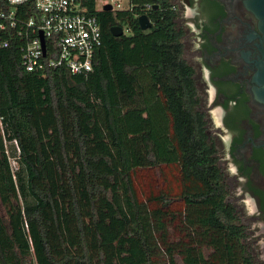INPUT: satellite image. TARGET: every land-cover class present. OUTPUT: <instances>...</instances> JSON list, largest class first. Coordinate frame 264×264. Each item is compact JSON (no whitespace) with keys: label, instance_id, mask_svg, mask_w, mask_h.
<instances>
[{"label":"trees","instance_id":"1","mask_svg":"<svg viewBox=\"0 0 264 264\" xmlns=\"http://www.w3.org/2000/svg\"><path fill=\"white\" fill-rule=\"evenodd\" d=\"M78 1L102 31L91 71H27L16 35L0 50V264L30 256L34 264H253L196 109L171 0H129L116 11ZM17 14L37 16L32 0ZM141 14L152 23L146 30ZM115 25L127 32L113 35ZM158 100L190 182L184 216L164 193L149 207L133 182L136 169L163 162L148 115Z\"/></svg>","mask_w":264,"mask_h":264},{"label":"flooded vegetation","instance_id":"2","mask_svg":"<svg viewBox=\"0 0 264 264\" xmlns=\"http://www.w3.org/2000/svg\"><path fill=\"white\" fill-rule=\"evenodd\" d=\"M250 1L171 0L225 201L253 264H264V24ZM240 203L255 226L239 214Z\"/></svg>","mask_w":264,"mask_h":264},{"label":"built area","instance_id":"3","mask_svg":"<svg viewBox=\"0 0 264 264\" xmlns=\"http://www.w3.org/2000/svg\"><path fill=\"white\" fill-rule=\"evenodd\" d=\"M28 1L8 0L9 8L0 9V50L9 46L10 36L16 35L24 40L21 61L27 71H91L95 51L103 44L96 16L89 14L78 0H32L37 16H19L18 6ZM99 4L97 10L111 4V10L116 11L128 8L129 0L125 8L122 0H99Z\"/></svg>","mask_w":264,"mask_h":264},{"label":"rangeland","instance_id":"4","mask_svg":"<svg viewBox=\"0 0 264 264\" xmlns=\"http://www.w3.org/2000/svg\"><path fill=\"white\" fill-rule=\"evenodd\" d=\"M122 3V7L125 8L128 6V0H122ZM126 32L127 30L124 28V33ZM148 113L151 120L152 132L159 146L163 162L159 167L150 169H136L133 172V182L135 189L139 198L146 202L151 208H156L158 206V203L154 200V197L159 196L162 193L168 195V198L173 199V203L170 205L171 210L174 212H182V215L184 216L186 212L185 204L183 203L180 194H182L186 187L190 186V182L185 181L179 168L178 151L175 143L172 140L171 117L168 114L162 100H158L156 103L149 106ZM208 125L210 129H214L211 123ZM8 147L10 149L9 145ZM9 151L11 152V150ZM10 160L13 168L16 169V159L11 155ZM0 209L2 214L6 213L2 206H0ZM238 212L242 217H246L248 222L251 221L252 227L255 226L256 222L250 218L246 211L245 205L240 203L238 206ZM258 224L261 226L259 222ZM195 230L196 227L185 228L183 225V235L186 236V239H191V236L188 235V233L191 232H193L192 236L195 237ZM202 250L206 258L210 257L209 254L212 252L210 248H208L206 245H203ZM256 258L258 263L259 261L261 262V255L257 254ZM32 259L33 256H30V260L27 264H34Z\"/></svg>","mask_w":264,"mask_h":264},{"label":"water","instance_id":"5","mask_svg":"<svg viewBox=\"0 0 264 264\" xmlns=\"http://www.w3.org/2000/svg\"><path fill=\"white\" fill-rule=\"evenodd\" d=\"M249 7L262 20V24H264V0H251L249 3ZM111 9H112L111 4H106L104 6V10H111ZM138 21L143 30L150 28L152 25L151 20L147 14H141L138 17ZM111 32L115 36H120L124 33V27L121 25H115L111 27ZM41 38H42L43 49L45 54V40L42 34H41Z\"/></svg>","mask_w":264,"mask_h":264},{"label":"crops","instance_id":"6","mask_svg":"<svg viewBox=\"0 0 264 264\" xmlns=\"http://www.w3.org/2000/svg\"><path fill=\"white\" fill-rule=\"evenodd\" d=\"M97 3L99 4V0H96V4H97Z\"/></svg>","mask_w":264,"mask_h":264}]
</instances>
